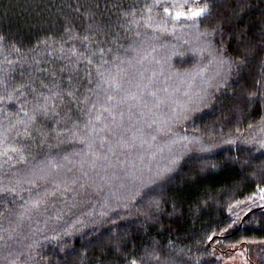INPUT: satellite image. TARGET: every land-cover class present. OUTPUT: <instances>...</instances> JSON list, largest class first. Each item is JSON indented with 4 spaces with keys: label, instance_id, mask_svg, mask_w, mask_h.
Listing matches in <instances>:
<instances>
[{
    "label": "trees",
    "instance_id": "obj_1",
    "mask_svg": "<svg viewBox=\"0 0 264 264\" xmlns=\"http://www.w3.org/2000/svg\"><path fill=\"white\" fill-rule=\"evenodd\" d=\"M201 7L210 14L169 16ZM0 36V152L24 149L0 155V264H218L251 244L264 264V208L232 213L264 189V0H0ZM101 73L127 98L102 123L84 103L99 113L112 94ZM166 90L167 117L147 129ZM44 97L59 119L28 120ZM142 151L154 166L130 181ZM65 185L76 192L31 206Z\"/></svg>",
    "mask_w": 264,
    "mask_h": 264
},
{
    "label": "snow or ice",
    "instance_id": "obj_2",
    "mask_svg": "<svg viewBox=\"0 0 264 264\" xmlns=\"http://www.w3.org/2000/svg\"><path fill=\"white\" fill-rule=\"evenodd\" d=\"M240 3H243V0H240ZM165 12H169V9H164ZM206 14H210V10L207 7H201L198 8L196 11L192 12L191 15L193 17H201L204 16ZM132 13H127L126 16H132ZM187 13H182V12H177L176 13V18L179 19L181 16H186ZM129 23H134V21H129ZM148 27H152V24L149 23ZM88 36L85 35L83 37V40L85 42L88 41ZM244 39L246 40L247 37L245 36ZM4 40V37L0 36V43H2ZM243 42H241L242 44ZM106 49L103 47H99L96 53H93V55H98L101 59H103L104 53H105ZM248 49H245L243 47L238 48L237 50V54L240 57H245L246 53H247ZM79 55V54H78ZM85 59H87V57H85ZM87 62L90 64L92 63L91 59H87ZM244 62L243 59H241L240 63L242 64ZM9 63H11L9 61ZM221 63L225 64L228 67H231L232 61L229 59L227 61L221 59ZM101 80L103 81V84L106 85L105 88V92L106 93H112V94H106L104 97V101L101 102L102 104V111L97 113L94 112L92 110L96 109V103L95 102H90L88 100V97H84V103L86 108L89 110V115L91 117L94 118L95 121L97 122H101L102 123V115L104 112L109 113L110 115L114 113L115 109L119 106L120 103L124 102L125 99H127L126 97H122L120 95V93L123 91V87L122 84L119 82V79L116 76H105L104 73L100 74ZM0 83H2V81H0ZM150 83V82H149ZM98 87H100L101 85H97ZM149 85H144L145 88H147ZM47 90V89H46ZM22 94V93H21ZM67 95V97L71 100H76V95L72 92V91H67L65 93ZM54 95H59V93L54 94ZM151 95L153 97H156V92L153 91L151 93ZM11 97H9L10 99ZM134 98V97H133ZM90 105V108H89ZM106 105V106H104ZM55 103L52 102L50 100L49 97H44L43 100L36 106L34 112L30 115L28 113H25V117H27L28 120H35L36 115L37 114H43V115H49L52 114L54 116L57 117V119H59V116L57 113H55ZM113 122H115V120H113ZM20 123L23 124V121H21ZM60 127H65L64 125H60ZM86 130H90L92 133H95L97 131V124L93 123V119H89L85 125H84ZM106 127V126H104ZM104 127H100L99 131H104ZM25 132L27 133L28 129L27 126L25 125ZM74 134V133H72ZM107 137H103V141H106ZM89 141V137L86 136L85 137V141L82 142H86ZM88 149H89V154H91L94 159L92 161V166L95 167L96 161L100 159V157L93 152L92 150V144L91 142H88ZM9 151H11L12 153H16L17 155H19L20 160H24V156H23V152L24 149L23 148H19V147H15V146H11V147H5L3 152H0V155L7 157L9 160L12 159V156L9 155ZM109 151H111V149H109ZM104 159H107V156L104 157ZM26 162V161H25ZM175 160L173 161V164H175ZM171 169H166V171H170ZM30 174L35 176L36 175V170H30ZM85 176H87V173H84ZM157 177L159 178H163V173L162 172H158ZM41 179H43L44 177H40ZM31 182H35V181H31ZM77 183L76 180L72 181V184L75 185ZM81 187H83V185H81ZM5 191H9L8 189H5ZM14 191V190H13ZM67 192L69 195H72L76 192V189L74 187H70L68 185H65L64 189L61 190L60 188H56L53 189L52 192L48 193L45 192L42 196L38 197V198H34L30 200V204L33 208H39L41 206V203L44 202L46 200V198L48 196H52L55 197L57 192H60L61 195L64 194V192ZM261 192L264 193V189H261ZM139 192L135 193L134 195H138ZM261 199H264V195L261 196ZM209 240H212L213 237L209 236L208 237ZM133 264H135V262H133Z\"/></svg>",
    "mask_w": 264,
    "mask_h": 264
},
{
    "label": "rangeland",
    "instance_id": "obj_3",
    "mask_svg": "<svg viewBox=\"0 0 264 264\" xmlns=\"http://www.w3.org/2000/svg\"><path fill=\"white\" fill-rule=\"evenodd\" d=\"M197 9H191L187 12L186 16H181L179 19L176 18L177 12H169V16L172 17L174 20L180 21V20H193L198 17H193L191 15L192 12L196 11ZM173 95L171 94V91L166 90V99L167 103H165L159 96V93L157 94V98L155 99V109H151V115L146 116L145 123L143 124L144 127L147 129H157L163 124V121H165V118L167 115L162 114L161 106H170L171 105V99ZM156 105L159 107H156ZM163 108V107H162ZM157 109V110H156ZM168 112V110H166ZM168 114V113H167ZM170 118V116H168ZM163 129V128H162ZM116 143L111 144L112 146H115ZM111 146L110 144H108ZM170 146V144L168 143ZM107 146V144H106ZM111 153L113 152L110 151ZM152 155L147 151H142L139 155L136 156L135 161L132 163L133 165L128 168L124 167L123 171L129 173V179L130 181L135 180L136 177L132 176L134 175V167L136 165V168L139 170V172L144 171L145 175L149 174L148 165L150 168H153L154 161L151 158ZM135 182V181H133ZM131 182V183H133ZM130 186V185H129ZM264 195V193L260 192L257 196L253 197L252 199H249L247 201L241 202L238 205L235 206L233 209L234 216H241L244 213L248 212L251 209L255 208H264V199H261V196ZM238 218V217H237ZM259 245L258 244H251L249 246H243L236 251L231 252H224V253H215V258L218 261V264H257L258 256H259Z\"/></svg>",
    "mask_w": 264,
    "mask_h": 264
}]
</instances>
